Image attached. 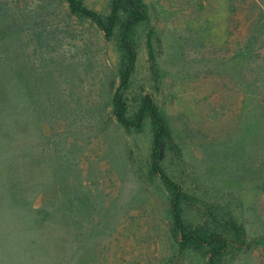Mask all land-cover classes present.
Listing matches in <instances>:
<instances>
[{
    "label": "rangeland",
    "instance_id": "374dc122",
    "mask_svg": "<svg viewBox=\"0 0 264 264\" xmlns=\"http://www.w3.org/2000/svg\"><path fill=\"white\" fill-rule=\"evenodd\" d=\"M142 2L129 114L141 92L159 105L186 221L242 228L221 264H264V0ZM121 63L66 0H0V264H207L179 247L149 121L113 115Z\"/></svg>",
    "mask_w": 264,
    "mask_h": 264
},
{
    "label": "trees",
    "instance_id": "16d2710c",
    "mask_svg": "<svg viewBox=\"0 0 264 264\" xmlns=\"http://www.w3.org/2000/svg\"><path fill=\"white\" fill-rule=\"evenodd\" d=\"M66 2L71 13L78 14L80 17L94 23L106 38L114 40L115 45L121 52L120 82L112 95V112L116 121L125 129L140 130L144 120L149 121L152 132L149 173L158 177L170 195L169 213L174 231L178 235L177 240L180 249L204 250L207 255V264H221V256L229 250L233 242L242 240V228L232 219L221 223L215 215H211L213 218L210 219L211 221H203L204 223H196L195 225L186 221L184 206L188 204L189 196L161 165L162 147L170 138V131L159 105L151 93L141 92L139 98L137 97V108L131 115L129 114V104L124 95V90L127 87L136 61V51L132 42V29L137 22L145 18V7L142 0H110L109 12L105 17L86 7L79 0H66ZM193 206L195 205L193 204ZM194 208L201 217L207 218L209 216L201 207L196 205ZM193 212L198 215L196 211Z\"/></svg>",
    "mask_w": 264,
    "mask_h": 264
}]
</instances>
